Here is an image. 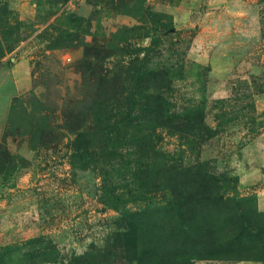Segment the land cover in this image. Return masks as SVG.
Listing matches in <instances>:
<instances>
[{
	"label": "rangeland",
	"instance_id": "rangeland-1",
	"mask_svg": "<svg viewBox=\"0 0 264 264\" xmlns=\"http://www.w3.org/2000/svg\"><path fill=\"white\" fill-rule=\"evenodd\" d=\"M0 264H264V0H0Z\"/></svg>",
	"mask_w": 264,
	"mask_h": 264
},
{
	"label": "trees",
	"instance_id": "trees-1",
	"mask_svg": "<svg viewBox=\"0 0 264 264\" xmlns=\"http://www.w3.org/2000/svg\"><path fill=\"white\" fill-rule=\"evenodd\" d=\"M159 117L161 118L162 114L157 113ZM156 113H151L142 115L140 111L136 110H127L123 111L118 115H115V120L118 122H123L125 125H127L129 128L132 129H141V131H146V128H152V127H158L162 126V123H158L157 119H155L158 115ZM144 134V132H139Z\"/></svg>",
	"mask_w": 264,
	"mask_h": 264
}]
</instances>
